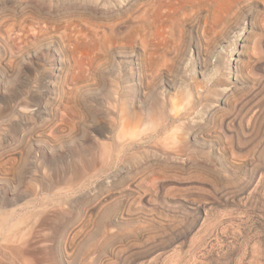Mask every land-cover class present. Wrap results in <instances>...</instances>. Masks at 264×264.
I'll return each instance as SVG.
<instances>
[{
	"label": "rangeland",
	"instance_id": "obj_1",
	"mask_svg": "<svg viewBox=\"0 0 264 264\" xmlns=\"http://www.w3.org/2000/svg\"><path fill=\"white\" fill-rule=\"evenodd\" d=\"M195 1L198 0H189L190 3ZM206 1L207 5L203 6L200 11L201 21L199 25L190 31L191 33L187 32L188 35L184 34V37L186 36L184 42L187 41L188 45L190 42L191 47L188 52H184L182 59L177 61L176 66L171 65L177 54L174 50L176 49L174 39L177 41L183 35L182 26L178 23L175 30L171 31V18L165 13V10L173 7V5L187 4L184 0L160 1L163 10L155 16H151L153 37H158L162 42L161 47L154 55L155 58L152 62L150 61L153 68H161V71H158L160 75L158 74L157 80L151 79L148 73L150 67L146 63V52L140 43L143 34V18L137 16L133 19V17L131 18L124 13L123 15L127 18L128 23L119 26V29H117V25H114L117 23V17L98 18L97 15L91 12L72 13L68 15L69 18L66 17L61 20L59 31L53 33L57 41L62 43V39L65 37L67 41V45L63 46L66 59L65 69L61 77L51 75L49 57L42 58L39 61L35 57H31L26 59L25 62L19 63L17 73L11 77L12 79L7 80L0 74V175L8 176L15 173L17 182L21 184L14 196H8L11 188L5 187L7 189L5 191L0 189V209L20 208L35 198L32 191L35 184L46 186V182L51 176L59 179L66 176L68 178L73 171H76L74 166L79 160L88 161L99 158L101 143L108 144L111 141V135L109 136L107 133L108 128L104 122L106 117L104 118L101 108L104 103L103 99L113 93V88H117L116 90H119L125 97L130 96V98L135 99L136 96L137 98L140 96L138 81L141 80L143 86L146 85L149 90L154 85L158 90L157 92L156 89H152L156 95L161 97L163 95L171 96L177 99L184 96L190 86L195 95L201 90L205 91L207 98L204 96L205 102H203L206 106L208 103L207 107L211 104L212 106L217 105L216 108L219 106L223 108L219 110L221 113L217 114H221L222 117L216 115L209 124L205 125L208 128V131L206 129L207 134L213 137L218 134H220L218 136H221L219 147H221L223 153L224 164L218 163V159L215 157L216 150L213 147L196 145V149H198L194 153V159L187 163V170L172 175L171 178L174 182L170 186L171 191L164 190V194L158 195L155 185L149 179L143 180L142 186L144 189L136 193L134 197L136 205H132V208L137 209L140 207L139 201L144 200L145 194L143 195V192L149 194L152 198L161 200L170 195L178 201L188 197L192 200H205L211 203L198 213L190 212V210L184 209L178 204L168 210H165L159 204L152 205L155 208L154 212L159 215L158 218L160 217L159 220H162L159 226L147 228L143 234L134 237L135 233H131L132 226L130 224H116V228H118L115 231L116 240L123 238L124 244L122 243L121 251L130 254V251H136L135 248L138 249L139 246L152 242L154 238L153 241L158 243L161 249L157 252H161V254L155 252V255L152 254L149 257L148 260L152 263L154 261L153 264H264V121L261 122L263 124L261 128L263 129L257 126L258 129L255 128L250 131L251 133L249 132L251 135L244 132L243 129L236 130L237 128L234 126V128L231 127L234 130L228 131L225 129L222 131L225 118L223 116L231 115V112L235 111V106H238L239 100L247 96L248 92H251L254 87L264 84V65L263 68L256 66L257 63L264 64V0H241L238 4V8L243 10L242 14L245 17L242 15L240 23H238L240 29L237 28L235 33L231 34V36L235 35L232 41L229 44L227 42L223 43V55H221L218 65L222 84L225 82V85L223 84L218 88V90H222L218 93L214 88L207 90V82L212 76V72L199 73L196 46L199 48L201 46L203 52H206L208 48L202 32L205 16L217 20L226 14V11L232 6L233 0ZM20 15L22 18H31L32 13L25 9ZM248 19H252L254 23L251 29L248 24H245ZM91 21L94 24L96 23L95 25L100 24L102 28L104 27L103 29H106V35L104 36H107L108 39L102 36V42L99 41L96 29L89 24ZM232 22L235 24L239 21L233 19ZM179 24L180 26H178ZM242 28L246 29L244 36L239 35ZM249 30L252 31L249 32ZM64 32L68 36L62 37ZM101 34H104V32L102 31ZM179 35L181 36L179 37ZM30 39L33 38L30 37ZM43 39L45 37H39V40ZM0 40H2L1 36ZM242 43L245 45L242 48L245 53L242 59L243 64L246 65L242 66L243 72L241 74L246 78V83L243 88L237 87L238 89L236 88L234 95H230L227 98V103H223L221 99L226 98L227 95L224 94L225 97L221 95L224 93L222 88L235 80L233 73L230 75L229 71L231 67L232 72H234L233 64L234 59L237 57L236 51L241 49ZM104 50L107 52H104ZM121 50L126 52L135 50L143 56H141L143 61L141 71L144 74L141 72V76H137L140 70L137 71L136 61L126 62V59L119 57L117 53ZM108 51L110 54H116V58L106 56ZM165 52H167L166 58L169 60H166L167 63L161 55ZM211 59L214 63L217 62L216 58L212 57ZM110 62L114 68L105 69L104 66L110 64ZM171 73L176 74L177 87L167 84V76ZM159 78H163V80H159ZM186 86L187 88H185ZM80 99L90 100L86 105V108L91 111L90 114L85 113L84 108L79 103ZM218 104L220 105L218 106ZM136 105L138 106V103L134 105L135 113L147 118V112L140 105L138 107ZM45 107H50L53 114H46L44 112ZM205 117L204 112L198 114L199 119L205 120ZM84 120L89 123L84 124ZM58 127H60V130ZM256 129L261 131L259 132ZM232 134L233 136H231ZM37 135H41L47 140L59 141L61 147L57 146L53 151L46 144L37 145L36 142H33V145H31L29 138ZM216 138L219 137L216 136ZM188 139L189 144L193 143L195 145L191 138ZM107 147L106 149L109 150L110 147ZM138 148L132 153L136 152L138 155V151L141 150L140 147ZM129 157L134 156L131 154ZM113 176V183L120 180L118 178L120 176L116 177L114 173ZM30 184L32 185L30 186ZM107 185L108 187L111 185V178L108 179L105 176L88 188L79 190L76 195L71 193L67 195V198L65 197L67 201L64 199L66 201L64 204L67 203V207L65 205L67 210L64 211L63 209V212L66 216L63 214L65 219L64 216L61 218L66 221L62 223L61 218L54 221L57 224L58 219L60 220L57 224L60 229L56 240L52 243L50 240L53 238L52 233L47 231V238H50V242L49 240L48 242L51 245L48 242H44L43 246L41 244L42 247L39 246V243V245H35L41 251L46 250V253L42 251L40 261L38 259L39 263L52 264L53 253L49 252L48 254L49 249H46V247L51 249L49 246H54L56 251H53V257L55 256L54 262L52 261L53 264H65L61 252V231L68 229L70 226V228L75 227V233L77 232L74 236L72 235L71 239L74 240L71 242L75 244V247L78 246L76 247L77 253L79 249L83 252L100 240L103 231V224L101 226L100 221L106 217L98 216L99 212L94 207L93 201L97 200V197L107 190ZM146 187L149 188V191H144ZM94 195H96V199H94ZM217 197L219 200H217ZM87 205L92 211L90 209L88 211ZM86 212H89L88 215ZM112 214L110 215L113 218ZM80 215H82L83 220H80ZM84 216H87L86 220ZM111 217L106 219L112 220ZM78 226H81L82 230L84 228L86 233L88 232L83 241L79 237L82 231L81 227L80 231L77 230L79 229ZM142 227L144 228V226ZM171 234L175 235L176 238L175 236L172 237ZM127 235H130V237L126 240ZM44 246H46L45 249H43ZM116 246L119 248L121 245L117 244ZM122 253L119 250L116 253L118 256L115 255L112 260L117 259ZM80 254L79 251L78 260H81ZM48 256L51 258L47 259ZM152 257H155L153 261L151 260ZM48 260H50L49 263L46 262ZM85 262L80 263L79 261L80 264Z\"/></svg>",
	"mask_w": 264,
	"mask_h": 264
},
{
	"label": "bare ground",
	"instance_id": "obj_2",
	"mask_svg": "<svg viewBox=\"0 0 264 264\" xmlns=\"http://www.w3.org/2000/svg\"><path fill=\"white\" fill-rule=\"evenodd\" d=\"M160 1L161 0H0V36L2 38V40H0V74L9 80L17 73L19 63L21 64V62H25L26 59L31 57H35L38 61L42 58L49 57L51 61L49 66L51 68V75L61 77L65 69L66 59L63 52V46L65 47V44L67 45V41L66 37L63 38L62 44L54 38L55 35L53 34L59 31L62 22L61 20L66 17L69 18L68 15L72 13L80 14L91 12L97 15L98 18L117 17V23L113 24L115 26L117 25L116 27L119 29V26L121 27V25L124 26L128 23L127 18L123 15L124 13L131 18L133 17V19L137 16L143 18V20L141 19L143 21V34L140 43L143 50L146 52L145 60L150 67V72L148 73L150 74L151 79L157 80V77L160 75V72L158 71H161V68L158 67V65V68H153L150 65V61L152 62L153 58H155L154 55L159 47H161L162 42L158 37H153L154 33L151 26V16L161 13L163 10L162 2L160 3ZM184 1L187 5H173L171 8L164 9L165 13L171 18V31L175 30L177 24L180 23L183 33L182 36L179 35V37H181L177 41L174 39L176 43V47L174 46L176 49L174 50H176L175 52L177 54L175 60L171 64L172 66H176L177 61L182 59L184 52L190 50V42L189 45L187 41L184 42V38L186 37H184V34L192 31L195 27L197 28V25H199L201 21L200 11L203 6L207 5L206 0H198L191 3L189 0ZM240 1L241 0H233L232 6L226 11V14L219 17L217 20L215 18L209 19V17L205 16L202 32L207 43L206 45H208L206 47L208 48L206 49V52H203L201 46L200 48L196 46V53L198 54L199 73L203 74L206 72H212V76L207 82V90L214 88L218 93L219 91H222L221 89L218 90V88L225 83L222 84L223 81L220 77V67L218 62L220 61L221 55H223V43L227 42L229 44L235 36H231V34L235 33L237 28L240 29L238 23H240V19L243 15V10L238 8ZM25 9L31 11V18L21 17L20 13ZM233 19L234 21L239 22H235L234 24L232 22ZM89 24L96 29V35L98 36L99 41L102 42V36L106 35V29H103L104 27L102 28V25L100 24L95 25L96 23L94 24L92 21ZM180 24L178 26H180ZM245 24H248L250 29L254 25L252 19H248ZM102 31L104 34H101ZM240 31L239 35L244 36V31H246V29L242 28ZM251 31L249 30V32ZM62 34V37L68 36L65 32ZM40 36L45 37V39L39 40ZM30 37L33 39H30ZM105 38L108 39L107 36ZM244 46L245 45L242 43L241 49L236 51L237 57L234 59L233 64L234 72H232L230 67L229 73L230 75L233 73L235 80L228 83L225 88H222L224 90L223 94L220 93L223 97H225L224 94L227 95L226 98H224L225 100L223 98L221 99V102L223 103H227V98H229L230 95H234L237 87L243 88V86H245L246 78L241 74L243 72L242 66L245 64H243L242 59L243 54H245L244 50H242ZM104 52L107 51L104 50ZM166 53L167 52L161 54L162 59L165 61L168 60L166 58ZM117 54H119V57L122 59H126V62H132L135 60L137 71L140 70L139 75L137 76H141V64L143 63V56L141 54L135 50L129 52L121 50ZM107 55L114 58L116 54H110L108 51V53H106V56ZM212 57L216 58V63L213 62L211 59ZM110 60L112 59L110 58ZM163 63L165 62L163 61ZM263 65V63L256 64L258 68H263ZM112 67L113 64H111V62L104 66L105 69H112ZM161 79L163 80V78H159V80ZM138 84L140 85V96H138V98L136 96L137 100H135L136 98H130V96L125 97L119 92V90H116L117 88H113V93L106 96V98L103 99L104 101L102 100L104 103L101 111L104 118L106 117V121L104 122L108 128L107 133L109 136L111 135V141L108 144L101 143L99 147V158L88 161L79 160L76 166H74V168L76 167V171H73L68 178L67 176H64L65 178L59 179L55 176H51L48 178L49 180L46 182V186L35 184L32 187L35 198L20 208L6 210L0 209V264H41V262H38V259L41 257V253L44 250L41 251L39 247L37 249L35 245L40 244L39 246H41L42 244L43 246L44 242H48L50 238H47V231L52 233L51 236L53 238L50 239L52 243L56 240V236L59 235L60 229L57 224L60 220L58 219L57 224L54 221L65 215L63 209L64 211L67 210V203L64 204V202L67 201V195L71 193H75L76 195L79 190L88 188L90 185L96 181H100L105 176L108 179L111 178V187H108L107 185V190L102 193L100 192L101 194H98L99 197H97V200H94L96 199V195H94V207L99 212L98 216H101L102 218L105 216L109 219L108 217H111L110 214L113 213L112 215L114 217H111L112 220H107L105 218L101 220L102 222L100 221V225L102 226L103 224L101 238L97 243H94L91 247L87 248V250L84 249L85 251L82 252L79 249L81 252V260H78L79 251L77 253L76 248L78 246L75 247V244L71 242L74 241L71 240L72 235L74 236L77 233H75V227L73 226L74 228H70L71 226L69 225L70 227L68 229H65L64 231L60 230L62 232L60 240L62 247L61 252L65 264H78L79 261L80 263L86 261L82 264H153V258L155 257L151 258L153 263L148 260L149 257L152 256V254L155 255V252L158 250H161L160 245L153 241L154 238L152 242L149 241L150 243L141 245L138 249L135 248L136 251H130V254H126L125 252L122 253L121 248L123 247L124 239L118 237L119 240H116L117 235L115 234V231L118 230L116 224H130L132 226V230L130 231L131 233H135L133 235L135 237V235L143 234L145 229L155 228L162 223V220H159L160 217L158 218L159 215H156L157 213L154 212V206L156 204L161 205L165 210L178 204L184 209L190 210V212L198 213L211 203L205 200H192L188 197L179 199L178 201V199L176 200L175 198L170 197V195L161 200L152 198L149 194L143 192V195H145L144 200L139 201V204H141L140 207L137 209L132 208V205H136V202H134L136 193H139V190L144 189L142 186L143 180L146 181L149 179L152 184L155 185L158 195L164 194V190L168 192L171 191L170 186L174 182L171 177L187 168V163L192 161L191 159H194V153L198 149H196V145L213 147L216 150L215 157L218 159V163L220 162L221 165L224 164V159L222 158L223 153L221 152V147H219L221 144V136L218 135L220 134L216 135L219 137L216 138V136L213 137L206 132V129L208 131L206 125L209 124L219 112L221 113L219 110L223 108H221L222 106H219L220 104H218V108H216L217 105L215 104V106L210 104V106L207 107L208 103L206 106L203 99L205 91H199L196 96L193 92L194 90H192L190 86L187 88L188 85L185 87L188 90H186V95L184 94V96L175 99V97L173 98L171 96L167 97L163 95L161 97L156 95L152 90L156 89L154 85L153 88L149 90L146 85L143 86L141 80L138 81ZM167 84L172 87L176 86L175 73H171L167 76ZM156 91L158 92L157 89ZM248 93L249 94L244 96L242 100H239V103H237L238 106H235V111L233 109L234 112H231V115L228 114L230 116L226 115L228 116L227 118L226 116H223L225 118L224 120L222 118V125H224H221L223 127L222 131L225 129L228 131L234 130L231 128L234 126L237 128H235L236 130L243 129L244 132L251 135L250 131H253L257 126L260 128L263 126L264 84L254 87V89ZM206 96L205 98H207ZM89 101L90 100L88 99H80L79 102L87 114H90L91 112L86 108ZM136 103L147 112V118L135 113L134 105ZM44 112L46 114H53V110L50 107H45ZM202 112L206 114L205 120L198 118V114ZM219 115L222 117L221 114ZM83 122L84 124L89 123L85 120ZM58 128L60 130V127ZM231 136H233V134ZM186 137L191 138L195 145L193 143L189 144V139ZM29 141L31 145H33V142H36L37 145L46 144L48 148L53 151L55 150V147H61L59 141H54V139L47 140L46 138L41 137V135H37L36 137L32 136L29 138ZM106 145L110 147L109 150H107L108 147ZM138 147L141 148V150L138 151V155L136 152L132 153V151L135 149L137 150ZM131 154L134 157H129ZM113 173L116 177L120 176L118 177L120 180L116 181V183H113ZM17 181L15 173L14 175L8 176L0 175V189H4L5 191V187L11 188V192L8 193V196H14L21 185ZM31 185L32 184H30V186ZM144 191H149V188L146 187ZM95 194L97 193L95 192ZM64 199H66V201H64ZM152 200L157 201H153V204ZM217 200H219V198ZM89 209L88 206V211ZM88 213L86 212L87 215ZM82 215H80V220H83V217L81 218ZM84 217L86 220L87 216ZM63 221L66 220L62 219L61 222L63 223ZM95 221L97 223V218ZM96 223L93 222L95 226H97ZM142 226H144V228ZM80 227L77 230L80 231ZM82 227H84V225ZM82 227V234L79 236L82 238L81 241H83L88 235V232L86 233L84 228L82 230ZM171 235L172 237L175 236H173V234ZM128 237H130V235H127L126 240ZM169 237L172 239L171 236ZM172 240H174V238ZM49 244L51 245V243ZM117 244L121 246L118 248L116 246ZM45 247L46 246H44L43 249H45ZM49 247H51V249L46 247V249H49L48 254L51 252L54 255L53 251L55 250V247ZM119 250L122 254H119L120 256L117 259L112 260ZM157 254L160 255L161 252H157ZM53 255L52 261L55 257H53ZM50 256H48L47 259ZM52 261L51 263L53 264L54 261ZM46 262L49 263L50 260Z\"/></svg>",
	"mask_w": 264,
	"mask_h": 264
}]
</instances>
